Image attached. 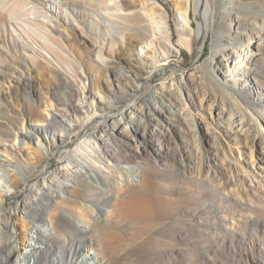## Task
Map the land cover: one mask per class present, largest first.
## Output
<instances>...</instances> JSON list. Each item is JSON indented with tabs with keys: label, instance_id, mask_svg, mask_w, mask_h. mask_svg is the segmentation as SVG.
Here are the masks:
<instances>
[{
	"label": "rangeland",
	"instance_id": "rangeland-1",
	"mask_svg": "<svg viewBox=\"0 0 264 264\" xmlns=\"http://www.w3.org/2000/svg\"><path fill=\"white\" fill-rule=\"evenodd\" d=\"M123 1L124 7L149 5L162 15L172 34L174 52L158 48L164 58L158 57L153 63L154 50L141 52L132 29H116V25L129 21L108 16L104 0H71L67 8L52 0H0V191L6 174L16 172L21 182V187L6 197V231L16 238L6 264H32L28 258L21 261L17 251L25 247L26 241L34 242L31 238L36 229L44 236L53 232L64 238L50 222L49 213L55 206H59L64 220L83 228L90 226L81 206L54 197L49 200L45 219L33 220L34 227L29 229L14 204L20 206L26 196L24 179L29 168L41 172L60 166L55 156L47 153L50 146L55 154L62 145L72 148L82 138V129L94 125L98 113L83 114L82 124L78 123L62 142L51 132L30 130L24 140L11 146L21 118L41 124L47 119L45 105L50 101L54 107H60L66 99L95 107L101 104L94 96L97 90L105 96L104 103L111 92L118 91L132 104L144 94L160 93L161 87V93L170 92L164 98L166 110L156 114L161 124L150 118L151 122L146 121L150 134L145 136L142 128L133 134L130 126L119 132L118 140L125 133L129 135L125 137L131 143H125L126 159L119 150L110 156L98 154L91 158L112 187L107 192L103 222L127 197L132 179L157 192L167 191L173 205L166 248L161 250L157 245L153 252L139 248L135 262L125 260L124 264H264V0H231L234 10L218 29L223 40L228 41L225 51L230 55L217 49L216 56L212 54L218 19L215 11L223 10L226 0H210L211 11L206 18L202 6L197 13L196 0H190L187 4L194 26H198L199 16L205 26L209 24L205 49L196 59V41L189 43L183 22H176L180 0ZM214 6L216 10L212 9ZM113 31L114 36L110 35ZM138 53L141 58L136 57ZM137 59L143 61V71L137 69ZM210 59L221 70L222 75L217 78L221 84L256 103L254 114L243 107L233 91L225 102L220 101L217 90L213 99L208 98L209 90L214 88L205 78L198 79V66ZM228 101L239 104L233 114L242 123L237 127L227 124ZM112 118L119 124L124 121L117 111ZM38 146L41 150L37 153ZM140 168L155 178L144 180ZM132 169L137 172L133 174ZM57 177L59 181L64 179ZM91 183L97 195L104 190ZM58 194L79 199L88 209V218L97 216L91 193L79 197L61 189ZM96 253L88 247L83 253L68 257L66 264L93 263Z\"/></svg>",
	"mask_w": 264,
	"mask_h": 264
},
{
	"label": "bare ground",
	"instance_id": "bare-ground-1",
	"mask_svg": "<svg viewBox=\"0 0 264 264\" xmlns=\"http://www.w3.org/2000/svg\"><path fill=\"white\" fill-rule=\"evenodd\" d=\"M189 1L180 0L178 2L177 8L179 12L176 22L177 24L183 22L181 25L183 30L189 33V43L196 41L193 55V59H196L200 51L203 52L205 49L209 24L205 26L200 21L201 16H199L200 18H197L198 26H194L189 5L187 4ZM52 2L55 5H63L67 8L71 0H52ZM104 2V9L108 16L114 15L116 16L115 18L129 21V24L125 22L123 25H116V29H132L141 52L149 49L154 50L151 53L153 63L158 61V57L164 58V53L160 55L158 48L168 50L169 53L174 52L172 34L169 31V27L163 16L156 14L152 7L149 5L139 8L124 7L123 0H104ZM225 4L226 6L221 11H217L215 6L212 8L216 10V13L218 12L213 39L215 48L212 50V54L214 56H216L217 49L225 55H230V52L226 53L225 51L228 41L225 42L223 40L224 36L218 30L220 26H223L227 16L234 10V7L230 6L232 4L231 0H226ZM200 5L206 18L211 11V2L210 0L194 1L195 12H199L198 8ZM107 28L112 27L108 26ZM110 35L114 36V31ZM119 38L123 39V36ZM99 53V57L104 59L102 53ZM65 56L70 57L69 54H65ZM136 57L141 58V55L138 53ZM137 64V69L143 71L145 68L143 61L137 59ZM219 71L221 72V70L216 69L211 64V59L206 61L203 66H198V72L201 76L197 78L200 80L205 78L206 82L209 85H213L212 87L214 88L212 91L209 90L208 98L213 99L217 90L219 91L218 98L220 101L225 102L227 97L229 98L230 93H232L231 91H233L239 97L243 107L249 110L251 114H254L256 103H252L244 93L234 89L230 91L228 85L221 84L219 79H217L222 75ZM162 89L163 87H161L160 93L154 92V94H147V96L145 94L139 96L136 98L138 102H131L132 104H128L124 93L118 91L111 92V96H108V100L104 103L103 98L105 96L97 90L94 96L99 99L101 104H95V107H90L88 104L81 102L74 103L67 99L65 100L66 102H60V107H54L50 101L49 104L45 105L48 110V113H45L47 119L41 124L28 122L23 117L21 118V126L15 129L12 140L14 143L11 146H16L19 140H24L30 130L36 133L38 130L45 133L51 132L53 136H57V141L62 142L64 136L68 135L72 129L75 130L78 127V123L82 124L81 118L83 114L88 113L95 116L98 113V119L94 125H86L82 129V138L72 148L62 145L55 154L53 147L50 146V149L48 147L47 153L53 154L61 167L57 165L53 171L47 168L41 172L29 168L28 174L26 173L24 179L26 196L20 202V206L19 203L14 204V207L19 208L20 215L25 218L23 219L26 223L24 226L32 229L33 220L42 222L45 219V211L50 208L49 200L54 197L60 198V202L70 203L75 207L81 206L79 208L83 210L86 220H90L89 228L79 227L68 220H64L59 214V206H55L49 213L50 222L53 224L54 230L64 238L53 232L44 236L40 230L36 229L35 235L31 238V241L34 242L28 243L26 241L24 243L25 247L17 251L21 261L28 258L32 264H62L63 261H65L63 264H66L68 257L73 258L90 247L96 250L98 256L93 263L88 262L85 264H124L125 260H129V262L132 260V263L135 262L139 248L150 252H153L157 245H159L161 250L166 248V238L169 232L168 220L173 211V205L167 195V191L166 193L162 192V190H160L162 193L160 191L157 192L153 188H147L146 184L133 182L132 179V183L127 186V197L116 204L117 206L111 211L109 218L103 222L104 204L108 201L107 192L112 190V187H110V180L107 176L104 177L91 161V158L100 156L98 154L110 156L118 150L122 154V158L126 159L128 153L126 152L127 146L125 147V143L126 145L131 143L125 137L129 135L125 133V136L118 140V133L127 131V127L130 126V131L133 134L140 133V128H142L145 136V134H150V131L146 130V127L148 128L146 121L151 122V118L155 123L161 124L156 114L160 115L166 110L167 105H164V98L170 96L168 90L165 93H161ZM227 105L225 115L228 114L230 116L227 122L228 126L239 125L241 122L233 116L235 110L239 109V104L228 101ZM114 111L121 113L124 117V121H121L120 124L116 123L112 118ZM54 141L56 139H53V144ZM114 141L121 142L120 147ZM36 149L38 153L41 147L38 146ZM100 158L102 159V156ZM132 170L133 174L137 172L136 169ZM142 170L140 168V174L144 180L152 181L155 178L153 173ZM129 175L131 174L129 173ZM17 176L16 172L11 176L8 174L4 175L5 186L0 191V264H6L11 254L12 244L16 241V238L10 236L6 231L9 216L5 205L6 197L15 193L16 189L21 187L20 179ZM57 176L64 179L59 181ZM66 180H71L72 183L68 184L69 182ZM92 181L97 183L98 186L104 187V190L99 195L94 193L93 188L95 187L91 183ZM61 189L79 194V197L91 193L93 205L97 209V216L91 219L88 218V209L85 205L81 204L79 199L61 197L58 194ZM4 252H6V255H3Z\"/></svg>",
	"mask_w": 264,
	"mask_h": 264
}]
</instances>
